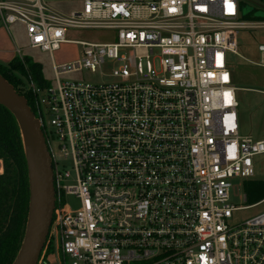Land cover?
Wrapping results in <instances>:
<instances>
[{"label":"built area","instance_id":"2783aa9c","mask_svg":"<svg viewBox=\"0 0 264 264\" xmlns=\"http://www.w3.org/2000/svg\"><path fill=\"white\" fill-rule=\"evenodd\" d=\"M15 24L30 50L83 47L80 59L54 66V84L21 88L32 94L54 173L38 264L51 253L54 264H264V212L236 223L259 204L230 200L232 181L251 179L264 155V141L241 134L230 68L239 32L256 27L240 0H84L69 15L43 0H0V26ZM71 30L114 41L70 42ZM258 52L264 68V45ZM105 64L117 83L62 79Z\"/></svg>","mask_w":264,"mask_h":264},{"label":"rangeland","instance_id":"374dc122","mask_svg":"<svg viewBox=\"0 0 264 264\" xmlns=\"http://www.w3.org/2000/svg\"><path fill=\"white\" fill-rule=\"evenodd\" d=\"M47 6L56 12L69 15L80 12L84 5V0H43ZM241 16L251 12L262 22L251 23L256 27L241 30L238 36L239 48L238 56H230V68L233 74L234 84L239 91L237 98L240 104L239 115L241 120V134L250 135L255 140L264 141V68L256 63L260 61L258 48L264 45V0H240ZM10 34L0 26V65L8 66L16 58V49L21 50V54L42 68L43 78L47 83L54 84V66L67 64L82 57L83 47L79 44H66L61 49L50 56L39 50L29 49V40L26 28L21 24L9 27ZM113 34L107 31H77L71 30L67 34V40L77 43L89 44H111L114 41ZM113 67L105 64L96 72L83 70L82 72L64 76L63 80L86 82L93 85H103L117 83L112 78ZM23 79V78H22ZM24 86L31 88V83L25 79ZM34 87L39 88L36 84ZM2 166V165H0ZM255 168V170H254ZM1 174V173H0ZM250 181L263 183L264 188V155L253 160V177L249 180H234L230 191L231 204L236 208L250 207L246 203L245 184ZM264 198V189L263 194ZM67 202L74 207L78 206V201L72 197L67 198ZM264 212V202L259 203L249 210H243L235 214V222H244L258 214ZM56 254L51 253L47 263L54 264Z\"/></svg>","mask_w":264,"mask_h":264},{"label":"trees","instance_id":"16d2710c","mask_svg":"<svg viewBox=\"0 0 264 264\" xmlns=\"http://www.w3.org/2000/svg\"><path fill=\"white\" fill-rule=\"evenodd\" d=\"M244 21L262 22L254 13H247ZM0 75L24 96L35 113L32 94L22 92L23 79L47 87L42 68L27 57L14 58L8 66L0 65ZM23 78V79H22ZM0 264H13L25 232L28 214L29 186L23 143L18 124L13 115L0 106ZM263 183L245 184L246 203L255 206L264 201Z\"/></svg>","mask_w":264,"mask_h":264},{"label":"water","instance_id":"95a60500","mask_svg":"<svg viewBox=\"0 0 264 264\" xmlns=\"http://www.w3.org/2000/svg\"><path fill=\"white\" fill-rule=\"evenodd\" d=\"M0 106L7 109L18 124L29 186L25 232L13 264H38L47 243L56 204L51 155L39 121L26 98L19 95L1 75Z\"/></svg>","mask_w":264,"mask_h":264},{"label":"crops","instance_id":"0c3cea01","mask_svg":"<svg viewBox=\"0 0 264 264\" xmlns=\"http://www.w3.org/2000/svg\"><path fill=\"white\" fill-rule=\"evenodd\" d=\"M4 27H2V29H3ZM9 34H10V30L8 31L6 28H4ZM239 118H240V115H239ZM240 124H242L241 123V120H240ZM245 136H250V135H245ZM254 170H255V168H254ZM264 202V201H263Z\"/></svg>","mask_w":264,"mask_h":264}]
</instances>
